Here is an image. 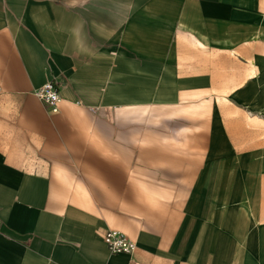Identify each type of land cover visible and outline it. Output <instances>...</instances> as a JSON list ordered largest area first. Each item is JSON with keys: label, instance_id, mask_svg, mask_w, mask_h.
Returning <instances> with one entry per match:
<instances>
[{"label": "crops", "instance_id": "1", "mask_svg": "<svg viewBox=\"0 0 264 264\" xmlns=\"http://www.w3.org/2000/svg\"><path fill=\"white\" fill-rule=\"evenodd\" d=\"M131 262L264 264V0H0V264Z\"/></svg>", "mask_w": 264, "mask_h": 264}, {"label": "built area", "instance_id": "2", "mask_svg": "<svg viewBox=\"0 0 264 264\" xmlns=\"http://www.w3.org/2000/svg\"><path fill=\"white\" fill-rule=\"evenodd\" d=\"M37 96L44 101L50 110H57L55 107L56 103L60 100V96L56 89L48 83L40 88L37 92ZM104 241L108 244L111 252H127L133 253L136 249V244L127 235L118 231L109 229L103 234ZM131 264H136L131 262Z\"/></svg>", "mask_w": 264, "mask_h": 264}, {"label": "rangeland", "instance_id": "3", "mask_svg": "<svg viewBox=\"0 0 264 264\" xmlns=\"http://www.w3.org/2000/svg\"><path fill=\"white\" fill-rule=\"evenodd\" d=\"M254 126H257L256 124H254Z\"/></svg>", "mask_w": 264, "mask_h": 264}]
</instances>
